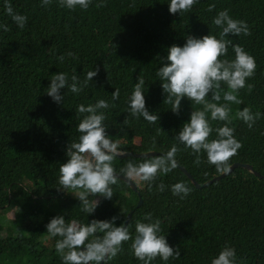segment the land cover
<instances>
[{"label":"trees","instance_id":"trees-1","mask_svg":"<svg viewBox=\"0 0 264 264\" xmlns=\"http://www.w3.org/2000/svg\"><path fill=\"white\" fill-rule=\"evenodd\" d=\"M7 2L28 20L20 29L6 13V0H0V25L9 28L4 31L0 27V264H62L55 250L60 237H50L46 228L53 217L63 215L66 222L75 219L86 224L118 216L119 226L131 209L128 223L133 237L136 221L147 222L143 217L151 212L154 219H161V234L169 245L180 250L179 259L164 262L157 257L152 264H211L225 245L235 248L238 264H264V179L242 167L199 188L177 167L157 179V185L163 182L167 186L163 193L156 191L155 185L149 192L147 184L140 183L143 201L137 208V193L120 180L113 186V198L97 197L101 203L89 216L72 193L58 191L59 167L67 162V146L78 140L77 127L86 115L77 114V107L101 99L115 105L100 111L107 116L104 123L109 136L120 141L122 150H151L160 155L177 144L181 149L178 165L198 183L220 174L207 162L206 153L201 154L202 163L197 166L191 150L174 139L190 121L193 109L202 106L185 98L179 115L172 112V106L164 104L166 96L156 72L168 63V49L182 47L187 36L219 38L221 29L212 21L224 9L234 19L246 21L251 30V35L226 39L240 44L257 64L254 77L247 81L254 88L250 93L241 89L243 104L230 105L233 119L229 126L235 128V138L243 145L230 164H250L264 176V0H199L181 15L169 12L170 0H105L107 6L102 8L95 6L100 0H92L87 10L77 7L74 11L60 7L58 0L48 7L41 6L42 0ZM210 4L216 5L211 12ZM70 51L74 53L71 58L67 55ZM61 55L63 62L58 60ZM227 58H235L231 46ZM96 68L98 75L79 94L62 89L61 103L47 95L54 74L67 73L71 83L73 74L83 81L87 72ZM139 75L145 80L146 107L159 116L155 124L129 114V98ZM116 88L120 97L113 101ZM244 107L253 114L261 113L252 128L235 118ZM126 118L128 124H124ZM224 123L211 121V126L215 129ZM160 128L163 131H158ZM216 138L213 131L210 139ZM128 158H116L117 171ZM142 159L135 157L134 162ZM181 181L192 189L183 200L171 191V186ZM131 242L108 264H143L129 251Z\"/></svg>","mask_w":264,"mask_h":264},{"label":"clouds","instance_id":"clouds-1","mask_svg":"<svg viewBox=\"0 0 264 264\" xmlns=\"http://www.w3.org/2000/svg\"><path fill=\"white\" fill-rule=\"evenodd\" d=\"M52 0H42L41 6L48 7ZM59 6L69 10L79 7L87 10L92 0H58ZM199 0H170L169 12L173 15L191 11ZM97 8L106 7L105 0H100L95 5ZM131 6V5H130ZM215 4L208 6V11L215 9ZM6 13L11 16L15 24L24 29L28 20L27 15L14 12L11 3H5ZM212 23L221 29L219 38L216 35H204L203 37L187 36L186 43L181 47L173 45L168 49L167 61L160 67L156 75L162 82V89L166 96L164 104L172 106L171 111L179 115L185 98L192 105L202 106L193 109L190 121L186 122L175 140L190 149L195 156L194 164L202 163L201 154H207V162L214 165L216 171L221 174L231 172L230 160L238 154L242 143L235 138V128L232 124L230 107L231 104L241 105L243 100L239 97L241 89L247 88L250 93L254 85L247 83L253 78L257 68L255 58L251 56L240 44H233L232 40L226 39L232 36H248L251 30L244 20L234 19L228 9L221 10ZM4 31H8L7 25H0ZM232 47L235 53L234 59H228V49ZM68 57H73L71 51ZM63 55L58 57L63 62ZM99 73V68L89 71L83 81L75 74L59 72L51 78L47 88V95L55 102L64 101L61 90L67 88L72 93L79 94L89 86V82ZM144 78L139 75L138 82L129 98L130 116L139 119L143 117L149 124H155L159 116L150 113L146 107L144 95ZM222 85L227 86V90ZM120 97L119 88L112 94V100ZM210 97V98H209ZM221 99L225 103H220ZM115 107L106 100H98L94 105L77 107V114L83 115L77 127L80 133L78 140L72 141L67 146V162L59 167L58 183L61 187L58 191L72 193L80 202L81 210L91 215L101 203V199L111 200L114 196L113 186L118 185L120 180L130 185L139 187L140 183H146L148 191L163 193L166 185L163 182L156 184L157 179L175 170L179 165L176 159L181 151L177 144H173L170 150L156 156L144 155L142 162L135 163V157L130 156L120 148V141L113 140L108 134V126L104 123L107 119L102 109ZM261 113H252L249 107H244L236 112L235 118L245 122L252 128ZM211 121L225 122L222 127L213 129ZM124 124H128V118ZM158 131H163L160 128ZM215 131L216 139H210ZM155 137L152 144L155 146ZM151 151V150H149ZM129 156L127 163L117 171L114 161L118 157ZM124 177V179H121ZM71 190V191H69ZM174 196L186 199L192 189L183 181L171 186ZM95 197L90 199L89 197ZM118 216L111 220L92 219L84 224L75 219L66 222L63 215L53 217L46 225L50 237H60L56 240L55 250L62 260V264H108L124 251L123 245L132 241L129 251L142 261L143 264H152L159 257L164 262L169 259H179V248L173 249L166 236L161 234L162 221L153 217V213L144 215L143 221H136L135 236L130 232L131 223L122 222L116 226ZM211 264H238L237 254L234 247L225 245ZM240 264H243L241 261Z\"/></svg>","mask_w":264,"mask_h":264},{"label":"water","instance_id":"water-1","mask_svg":"<svg viewBox=\"0 0 264 264\" xmlns=\"http://www.w3.org/2000/svg\"><path fill=\"white\" fill-rule=\"evenodd\" d=\"M126 153H128L130 156H135V157H144V155L145 154H147V155H149V156H155V155H158L159 154V152H157V151H146V152H137V153H134V152H128V151H125ZM124 157H128V156H123V157H119V158H124ZM237 167H242V168H244V169H247L248 171H250L251 173H253L254 175H256L257 177H259V178H263L264 179V176L263 175H261L258 171H256L255 169H253V167L250 165V164H247V163H240V162H234V163H232L231 164V172L235 169V168H237ZM178 168L189 178V180L191 181V183L195 186V187H197V188H199V187H204V186H207V185H209V184H211V183H213V182H215V181H218V180H220V179H222L223 177H225V176H227L228 174H230V173H228V174H218V175H216V176H214V177H212L211 179H209V180H206L205 182H203L202 184H200V183H198L195 179H194V177L190 174V172H188L184 167H182V166H178ZM121 179H124V177H121ZM124 181V180H123ZM126 182V181H125ZM127 183V182H126ZM128 184V183H127ZM136 193H137V195H138V201H137V203H136V206H135V208H137V207H139L141 204H142V197H141V195H140V193H139V191H138V187H136L134 184L133 185H130V184H128ZM133 211H134V209H131L128 213H127V215H126V217H125V220H124V222L125 221H129V219L131 218V216H132V214H133Z\"/></svg>","mask_w":264,"mask_h":264}]
</instances>
